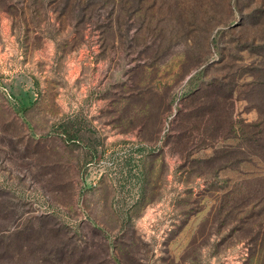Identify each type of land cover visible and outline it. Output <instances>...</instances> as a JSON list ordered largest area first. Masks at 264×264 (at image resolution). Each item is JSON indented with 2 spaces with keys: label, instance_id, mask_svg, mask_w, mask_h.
I'll return each instance as SVG.
<instances>
[{
  "label": "rangeland",
  "instance_id": "rangeland-1",
  "mask_svg": "<svg viewBox=\"0 0 264 264\" xmlns=\"http://www.w3.org/2000/svg\"><path fill=\"white\" fill-rule=\"evenodd\" d=\"M0 264H264V0H0Z\"/></svg>",
  "mask_w": 264,
  "mask_h": 264
},
{
  "label": "trees",
  "instance_id": "trees-1",
  "mask_svg": "<svg viewBox=\"0 0 264 264\" xmlns=\"http://www.w3.org/2000/svg\"><path fill=\"white\" fill-rule=\"evenodd\" d=\"M208 86H210V87H212V88H216V89H218V90H221L222 89V86H220V84H216L215 83V81H209L208 83ZM29 227V226H28ZM18 233H21V230H14V231H12V232H10L9 233V235H7V236H16ZM29 235V233H26V234H24V235H18L19 237H20V239H21V241H20V243L18 244V254H19V252L21 251V250H23L24 248H25V250L24 251H26V250H28L29 248H27L29 245H30V243L32 242L31 241V238L30 237H27ZM68 249V248H67ZM48 250V249H47ZM48 252H50V254H47L45 257H43L44 258V261H48V263L49 262H51V261H55V258H56V254H57V252L56 251H54L53 249H50V250H48ZM68 253V255L69 256H71L72 255V252L71 251H65V252H63L64 254L65 253ZM20 255V254H19ZM3 259H6L4 256H1ZM14 258H16L17 256H13ZM38 257V256H37ZM49 257V258H48ZM39 259H41V256H39L38 257ZM43 258H42V260H43ZM41 261V260H40ZM47 261H46V263H47Z\"/></svg>",
  "mask_w": 264,
  "mask_h": 264
}]
</instances>
